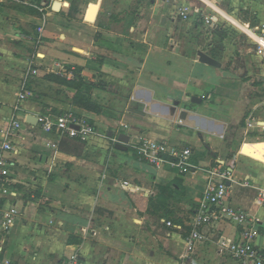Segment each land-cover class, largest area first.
Returning a JSON list of instances; mask_svg holds the SVG:
<instances>
[{
	"label": "crops",
	"instance_id": "obj_1",
	"mask_svg": "<svg viewBox=\"0 0 264 264\" xmlns=\"http://www.w3.org/2000/svg\"><path fill=\"white\" fill-rule=\"evenodd\" d=\"M43 24L40 44L22 38ZM263 25L264 0H0V153L8 142L16 151L4 154L13 193L0 211H20L0 232V264H63L76 253L84 264H243L220 253V242L239 238L230 223L205 228L207 240L183 258L203 170L217 163L233 171L230 205L261 220L264 251V208L255 205L264 188ZM30 68L33 95L15 113ZM46 111L84 118L96 133L61 139L28 123ZM122 134L128 151L117 149ZM137 137L192 149L200 170L153 167L132 150Z\"/></svg>",
	"mask_w": 264,
	"mask_h": 264
},
{
	"label": "built area",
	"instance_id": "obj_2",
	"mask_svg": "<svg viewBox=\"0 0 264 264\" xmlns=\"http://www.w3.org/2000/svg\"><path fill=\"white\" fill-rule=\"evenodd\" d=\"M29 2V0H23ZM60 1V0H57ZM170 2L172 0H163ZM54 2V0H52ZM51 6L42 5L36 7L40 12H45ZM200 10H195L196 15H202ZM191 15L185 11L180 12V18L187 20ZM203 19L208 25L214 24V16H204ZM45 25L39 27L37 34L23 35L26 41H36L40 44L44 34ZM264 37V25L261 28ZM38 75L36 69H29L21 85L18 94V103L14 107V112H19L20 104L33 95L30 88V81ZM38 124L41 129L49 134H56L61 139H72L87 141L96 131L88 120L80 118L72 113L55 115L50 111L44 112L38 117ZM13 127L19 129L20 125L13 122ZM264 130V127H261ZM118 142L117 139L114 140ZM131 148L135 155L142 161L148 162L153 167L166 168L172 172H177L182 176L196 173L200 168L193 163L194 152L190 148H179L170 145L167 141L151 140L146 137H137L131 142ZM0 153V199L11 196L13 190L10 181L11 160L5 157V153L16 152L13 145L8 142L2 146ZM207 179L205 191L201 200L193 213L192 230L185 240L186 254L184 259H190L196 253L198 244L204 243L207 236L204 229L214 227L223 223H230L237 227L239 238L236 241L220 242V253L228 254L232 259L243 264H264V251L256 244L258 237V226L261 220L250 214L247 210L230 205L231 185L234 181L233 171L223 163H217L203 170ZM129 184L126 183L125 186ZM255 205L264 208V188L256 197ZM20 215L16 206L0 211V232L9 234ZM168 227H175L172 222H167ZM63 264H84L80 254L76 253L68 257Z\"/></svg>",
	"mask_w": 264,
	"mask_h": 264
},
{
	"label": "water",
	"instance_id": "obj_3",
	"mask_svg": "<svg viewBox=\"0 0 264 264\" xmlns=\"http://www.w3.org/2000/svg\"><path fill=\"white\" fill-rule=\"evenodd\" d=\"M57 5H60L59 3ZM193 102L197 101V98H194L192 100ZM28 123H38V120L35 118H30L28 120ZM130 141V138L124 134L119 136V142L120 144L117 145V149L120 151H128V148L125 146L126 144H128Z\"/></svg>",
	"mask_w": 264,
	"mask_h": 264
},
{
	"label": "trees",
	"instance_id": "obj_4",
	"mask_svg": "<svg viewBox=\"0 0 264 264\" xmlns=\"http://www.w3.org/2000/svg\"><path fill=\"white\" fill-rule=\"evenodd\" d=\"M76 103H78L79 105H81L82 107H84L86 110L89 111H94L96 113H99L100 110L96 109L95 107H93L92 105H90L88 102H84V98H78Z\"/></svg>",
	"mask_w": 264,
	"mask_h": 264
},
{
	"label": "bare ground",
	"instance_id": "obj_5",
	"mask_svg": "<svg viewBox=\"0 0 264 264\" xmlns=\"http://www.w3.org/2000/svg\"><path fill=\"white\" fill-rule=\"evenodd\" d=\"M55 9L56 11L60 10V5H57Z\"/></svg>",
	"mask_w": 264,
	"mask_h": 264
},
{
	"label": "rangeland",
	"instance_id": "obj_6",
	"mask_svg": "<svg viewBox=\"0 0 264 264\" xmlns=\"http://www.w3.org/2000/svg\"><path fill=\"white\" fill-rule=\"evenodd\" d=\"M210 44H213V41L211 40V43Z\"/></svg>",
	"mask_w": 264,
	"mask_h": 264
}]
</instances>
